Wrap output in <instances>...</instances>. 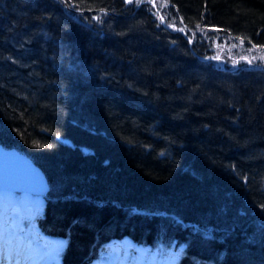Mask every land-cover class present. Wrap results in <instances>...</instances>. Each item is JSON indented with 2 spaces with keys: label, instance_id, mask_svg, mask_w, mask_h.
I'll return each instance as SVG.
<instances>
[{
  "label": "trees",
  "instance_id": "16d2710c",
  "mask_svg": "<svg viewBox=\"0 0 264 264\" xmlns=\"http://www.w3.org/2000/svg\"><path fill=\"white\" fill-rule=\"evenodd\" d=\"M166 2L0 0V143L45 170L64 264L125 235L264 264V70L213 59L264 48V0Z\"/></svg>",
  "mask_w": 264,
  "mask_h": 264
},
{
  "label": "rangeland",
  "instance_id": "374dc122",
  "mask_svg": "<svg viewBox=\"0 0 264 264\" xmlns=\"http://www.w3.org/2000/svg\"><path fill=\"white\" fill-rule=\"evenodd\" d=\"M125 1L127 2V0ZM146 1L151 3V5L156 8L154 9V12L159 18L164 17L163 13L160 12V10L162 8L168 7V3L166 2L167 0H140V2H137V0H133L132 3H127L131 5H138L139 3ZM163 22H166L165 17ZM213 50L217 51L216 57H219L217 60H219L222 65H225L226 62L229 61H232L231 63H233V61H245L251 68L259 69L258 66L264 67V48H248L245 47L239 40H227L222 38L215 40ZM242 57H247V60L242 59ZM248 60H252V63L249 64ZM25 198H29L32 200L34 199L35 201L31 203L29 209L24 211V220H26V216L30 218L26 229H20V227L17 226L18 222L16 219L17 227L12 230L10 237L12 236L13 232L17 229L14 233H16V236L18 240H20V243L14 246L15 249L13 248L12 250L13 256L17 258L21 256L22 261L19 264H42L41 261L43 254H40L38 250L40 249L42 251H46L48 247L51 246V244L58 242V240H56V238H53L52 236H50L49 238L46 237L45 235L47 234L41 232V230H38V225L36 224V218L42 216L44 214V211L46 210L47 197L41 196L40 194L12 192L0 189V212L6 214V218H4L3 220L2 218L0 219V231L3 223L5 224L7 229L9 228L8 225L12 224V219L14 220L16 218V214L14 215V212H21L20 209L22 208V201ZM38 200H43V209L37 204ZM28 215H30L31 217H29ZM18 229H20V232L25 231L24 235L25 233L29 235H27V237L29 243H31L30 246H34L35 248L37 246L38 248L35 249V252L32 251L30 246L27 250L23 249V244L26 242V237L21 239L20 235L18 234ZM185 248L186 244H178L176 240L173 242L172 246L166 247L163 243H160L157 246L139 243L128 235H125L123 237H113L111 240L102 244L99 256L97 258L98 260H93L91 264H111V261L113 259H115L117 263H119L120 261H124L125 264H137V261L141 256L144 258V262L146 264H149L152 259H155L157 264H166V262L168 263L172 261L171 259L174 257L175 259H177L176 264H179L182 252ZM29 249H31L30 252ZM7 252H9L8 247ZM17 252H19L18 255L16 254ZM62 261L60 258V260H56L54 262L52 261L50 264H63Z\"/></svg>",
  "mask_w": 264,
  "mask_h": 264
},
{
  "label": "water",
  "instance_id": "95a60500",
  "mask_svg": "<svg viewBox=\"0 0 264 264\" xmlns=\"http://www.w3.org/2000/svg\"><path fill=\"white\" fill-rule=\"evenodd\" d=\"M0 189L48 197L51 183L45 170L28 154L0 143Z\"/></svg>",
  "mask_w": 264,
  "mask_h": 264
},
{
  "label": "bare ground",
  "instance_id": "6f19581e",
  "mask_svg": "<svg viewBox=\"0 0 264 264\" xmlns=\"http://www.w3.org/2000/svg\"><path fill=\"white\" fill-rule=\"evenodd\" d=\"M35 200L33 199H29V198H25L23 199L22 201V208L20 209L21 212L19 211L18 213H16V219H17V226L22 228L23 225H24V218H23V215H24V211L29 209L30 206H31V203H33ZM37 204L43 209L44 208V202L43 200L42 201H37ZM0 216L2 218V220L4 218H6V214H3L2 212H0ZM37 224V222H36ZM38 225V224H37ZM39 227L38 225V230H41V232H43V230ZM44 233V232H43ZM8 229L6 228L5 224L3 223L2 224V227H1V231H0V264H19L22 259H21V256L20 257H14L13 256V248L15 245H18L20 243V240H18L17 236H16V233H14L13 235V240L10 244H7V238H8ZM45 235V234H44ZM46 237H50V236H47L45 235ZM53 238H56V240H58L57 243H53L51 244L50 247H48V249L42 253V264H50L52 261H56V260H60V252H62L64 250V247H65V239L64 238H61V237H53ZM25 241V240H24ZM27 239H26V242L23 244V249L24 250H27L28 247H29V244L27 243ZM11 246V247H10ZM7 247L9 249V252H7ZM5 248V249H4ZM40 253V252H39ZM172 261L170 262H166V264H176V261L177 259L172 258L171 259ZM30 263V262H28ZM92 263V262H91ZM99 263V262H98ZM110 264V263H108ZM111 264H125L124 261H120L119 263L116 262L115 259H113L111 261ZM137 264H146L144 262V258L141 256L138 261H137ZM149 264H157L155 259H152L151 262Z\"/></svg>",
  "mask_w": 264,
  "mask_h": 264
},
{
  "label": "snow or ice",
  "instance_id": "6c2138e0",
  "mask_svg": "<svg viewBox=\"0 0 264 264\" xmlns=\"http://www.w3.org/2000/svg\"><path fill=\"white\" fill-rule=\"evenodd\" d=\"M128 3H132L133 0H127ZM137 2H140V0H137ZM161 21L163 22L164 20V17H160ZM219 57H213V59H218ZM242 59H246L247 60V57H242ZM233 63H238V61H233ZM248 63L251 64L252 63V60H248Z\"/></svg>",
  "mask_w": 264,
  "mask_h": 264
}]
</instances>
